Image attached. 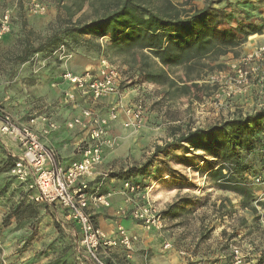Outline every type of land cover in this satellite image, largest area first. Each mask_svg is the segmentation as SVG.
Returning <instances> with one entry per match:
<instances>
[{
  "label": "rangeland",
  "instance_id": "rangeland-1",
  "mask_svg": "<svg viewBox=\"0 0 264 264\" xmlns=\"http://www.w3.org/2000/svg\"><path fill=\"white\" fill-rule=\"evenodd\" d=\"M15 1L0 0V13L6 7L15 8L14 28L0 40V81L14 84L4 92L1 105L16 108L18 98L27 102L30 113L44 110L55 97L46 76L48 72L58 76L64 68L77 65L79 60H85L88 64L97 63L96 69L99 55L103 52L122 71L120 88L124 92L123 99L131 103L142 98L149 108V120L139 133L120 128L116 137L118 145L111 152L121 149L128 156L120 160L109 157L104 174L107 179L122 183L133 180L143 185L154 184V204L162 211L171 209L167 216L168 226L162 234L170 240L172 247L163 250L158 245L161 241H157V236L153 234L157 232L143 228L140 234L144 243L141 244L139 235H136L137 242H140L139 245L136 242V250L128 253L122 248L111 249L107 259L104 254L100 256L103 262L107 264V260L112 259L114 264H178L179 258H183L178 252L179 247H194L203 257H194L188 264H233L231 246L236 244L243 249L244 264H264V185H257L254 181L257 176L264 177V158H261L258 149L249 155L247 152L241 154L246 158V168L242 172L232 161L225 162L224 170L220 172L218 168L214 169L218 162L204 148L200 150L201 155L210 158L209 161L205 160L204 170L195 176L187 172L185 180L188 183L178 181L184 178L180 159L185 152L194 148L192 143L180 142L183 135L217 129L225 122L248 119L264 109V87L255 86L246 95L223 100L219 94L221 84L212 82L219 73L230 71V65L244 55L240 46L221 53L212 63L206 58L201 64L194 63V56L200 52L192 48L190 53L187 52L191 59L180 54L175 60L179 65L164 66L147 50L134 48L117 53L110 47L109 38L87 42L92 38L82 36L75 41L62 37L65 43L73 47L71 49L67 45L73 57L63 65L53 56L54 51L47 49L35 53L27 62L19 63L17 58L28 40L37 47L49 34L67 26L68 18L62 7L71 5L75 0H40L47 8L42 16L30 15L26 6L22 9L19 5L15 7ZM169 1L175 6L174 9H179L180 21L187 18L184 11L200 15L205 10L208 17L203 23L215 25L218 31L232 29L241 40L243 35L239 30L247 32V25L251 27L248 33L249 30L261 32L264 29V0ZM151 7L154 10L167 8L171 15L174 14V11H170L171 6L159 0H153ZM94 17L95 13L86 4L82 12L72 17V21L87 23ZM215 54L219 55L217 50ZM23 66L25 68L21 70ZM178 72L180 74L174 76ZM34 76L40 77L35 80ZM192 77L199 78L196 80L198 88H192L188 95H183L179 83L193 81ZM19 79L23 80L21 85ZM22 85L30 86L24 97H21ZM3 138L0 137V264H96L81 246L78 227L66 219L60 208L35 205L29 201L26 187L10 175L12 161L16 158L8 152V149L11 151L8 147H12V143L17 144ZM231 139L233 146L238 148V141ZM134 146L137 157L130 156ZM159 147L164 151L157 152ZM111 165L113 167L109 169ZM114 166L119 168L114 170ZM132 168L137 170L130 178H121L124 172ZM211 169L214 170L205 176V172ZM184 185L190 190L183 191ZM222 185H239L243 190L235 193L221 189ZM173 188H177L173 196L167 198L161 195L162 190ZM128 210L124 209L127 214ZM108 212L101 214L108 225H115L117 218L125 221L132 219L129 214L119 213L115 216ZM225 215L226 219L223 217ZM197 239L200 247L195 244ZM184 240L187 242L183 243Z\"/></svg>",
  "mask_w": 264,
  "mask_h": 264
},
{
  "label": "built area",
  "instance_id": "built-area-1",
  "mask_svg": "<svg viewBox=\"0 0 264 264\" xmlns=\"http://www.w3.org/2000/svg\"><path fill=\"white\" fill-rule=\"evenodd\" d=\"M19 1L16 0L15 7ZM23 5L33 16L47 12L46 5L40 0H27V3L23 0ZM14 11L15 8L6 7L0 13V40L12 31ZM53 56L63 65L72 59L73 52L66 44H61ZM34 60L38 61L36 57ZM97 66L81 73L64 68L51 83L52 89H62L63 105L76 109L81 104L79 114L65 122L68 131L80 129L86 133L88 139L83 142L81 160L65 168L56 149L43 142V136L61 128L57 122L43 117L45 126L40 132L35 128L37 119H31L27 124L19 123L1 104L0 137L12 140L20 148L10 175L26 187L29 201L60 208L66 219L78 227L85 253L96 264H105L100 257L102 254L107 259L108 251L117 248L131 253L138 237L123 226L117 228L114 237H109L97 225L95 216L101 209L111 207L113 192L101 193L102 185L93 188L91 179L103 164L106 152L113 151L118 145L117 138L110 133L114 125L138 132L147 125L149 108L142 98L131 103L123 99L122 71L109 59H100ZM212 82L221 84L219 94L223 100L246 95L255 86L263 88L264 44L242 55L230 65V71L219 73ZM102 177L107 178V175ZM254 181L264 185V177L257 176ZM153 188L154 185L125 180L120 194L129 198L136 195L141 199L142 204L131 209L129 216L145 230L161 234L166 229L167 218L150 197ZM170 247V243H165V249ZM231 256L233 264H244V252L239 245L231 246Z\"/></svg>",
  "mask_w": 264,
  "mask_h": 264
},
{
  "label": "trees",
  "instance_id": "trees-1",
  "mask_svg": "<svg viewBox=\"0 0 264 264\" xmlns=\"http://www.w3.org/2000/svg\"><path fill=\"white\" fill-rule=\"evenodd\" d=\"M152 1L75 0L71 5L62 7L65 17L68 18L67 26L58 32L49 34L37 47H34L28 40L17 61L19 63L27 62L35 53L45 49L52 52L61 44H66L72 49L73 47L65 43L62 37L71 38L75 41L82 36L91 37L92 39H88L87 42L109 38L110 47L117 53H125L134 48L147 50L164 66L179 65L175 60L180 54L189 56L187 59H191L192 56L188 55L187 52L190 53L192 48L205 53L213 47L214 42H217L216 50L222 55L221 53L237 48L242 43L237 32L235 33L233 30L218 31L215 25L203 23L208 17L205 15V10L203 13H199L200 15H188V11H184L183 13L187 18L180 21L179 9H174L175 6L169 0L159 1L171 6L169 8L172 9L170 11H174L173 15L167 8L164 10L152 9ZM86 4L95 13L94 19L87 23H82V20L73 23L72 17L82 12ZM18 5L22 9L23 0H20ZM199 22L202 24L198 26ZM239 32L242 31L239 30ZM256 33L258 32L251 30L246 35L250 36ZM195 45L198 46L194 47ZM99 58L109 59L103 52ZM181 84L183 95H188L192 88H198L196 83H192L191 86L184 82ZM231 137L238 141V148L233 146ZM218 139H221L219 144L217 143ZM180 142L192 143L196 150L205 148L207 154L218 162L217 166L214 167V169L218 168L217 171H223L225 162L232 161L234 166L242 172L246 168V158L241 156L244 152L249 155L258 149L262 154L261 158H264V109L257 111L248 119L225 122L217 129L196 131L189 136L183 135ZM163 151V148H157V152ZM14 161H12V166ZM136 170L135 168L127 170L121 178H130ZM221 189L235 193H240L243 190L239 185L231 187L222 185ZM170 210L163 211L166 218ZM111 260L108 259L107 264H114Z\"/></svg>",
  "mask_w": 264,
  "mask_h": 264
},
{
  "label": "crops",
  "instance_id": "crops-1",
  "mask_svg": "<svg viewBox=\"0 0 264 264\" xmlns=\"http://www.w3.org/2000/svg\"><path fill=\"white\" fill-rule=\"evenodd\" d=\"M174 2V0H172ZM16 2V1H15ZM185 7H183L182 9H184ZM193 13H190L188 11V15H192ZM15 15V13H14ZM207 19V18H206ZM13 24V28H14ZM12 28V30H13ZM248 25H247V27ZM218 29V27H217ZM248 29L247 32H240V34L243 35V39L242 44H240L239 48L242 49V54H246L250 51H252L253 49H255L256 47L264 44V29L261 32H258L254 35H250L247 36L246 34H248ZM219 30V29H218ZM228 30V29H226ZM232 30V29H229ZM235 32V31H234ZM250 32V30H249ZM236 33V32H235ZM238 35V33H237ZM245 37V39H244ZM247 37V40H246ZM186 40V39H184ZM198 45H195L194 47H197ZM213 49L209 52H200L198 55L194 56V63H204L206 58L209 59V63H212V60H216L218 59L217 57L220 56V54H215L216 51V47L217 42H214L212 45ZM236 49V48H234ZM85 60H79L77 62V65H71L69 67V70L73 71L74 73H81L83 71H86L90 68H94L96 66V64H88L87 62L85 63ZM191 62V60L189 61ZM216 63V62H215ZM24 66L22 67L21 70H24ZM97 68V67H96ZM95 69V68H94ZM180 72L174 74V76L179 75ZM47 77H49V81L50 84L53 82V80L57 77L52 76L51 73L48 72V74L46 75ZM40 76H34L35 80H37ZM170 78L172 80L173 77L172 75H170ZM185 79V78H184ZM193 81H189L186 82V84L188 86H191L192 83H196V80L199 78L196 77H192ZM34 80V79H33ZM195 80V81H194ZM36 82V81H35ZM11 81H0V100L4 94V92L8 89H10L12 87ZM23 83V80L19 79V84L21 85ZM185 83V82H184ZM180 86H182V84L179 83ZM22 93H21V97H24L27 94V90L30 89V86L26 87L24 85H22ZM53 94H54V99H51V101L48 103V107L46 106L44 110H40L38 109L37 111L34 112H29L30 111V107L27 105V102H23V99L20 100L18 98L17 101L19 102V104L16 105V108H9L7 106V104H4L3 107L8 110L13 117L19 122V123H23V124H27L31 119H37L36 121V129L38 131H42L45 123L42 122V118L45 117L48 120H52L54 122H57L60 125V129L58 131H53L51 132L49 135L47 136H43L42 140L45 144H47L48 146L53 147L54 149H56V151L58 152L59 155V159L61 164L67 168L69 167L73 162L79 161L82 158V154H81V148L83 146V142L86 141L88 138L86 137V133H83L82 131H80V129H76L75 131H68L65 127V122L69 119H71L72 117L76 116L79 114L80 112V108H81V104L78 105V107L72 108L70 106H65L63 105L61 98H62V89L61 88H57V89H53L52 90ZM13 94V93H11ZM14 95V94H13ZM20 96V95H19ZM137 96V95H135ZM14 99V100H16ZM13 111L17 112V113H13ZM20 113V114H19ZM120 128L122 129V126L120 124H116L114 125L113 129L111 130V135L114 137H117ZM139 133V132H137ZM3 139H8L6 137H4ZM9 140V139H8ZM12 143V142H11ZM10 143V144H11ZM17 144V143H16ZM136 144V143H135ZM12 147H8L11 148V151L8 149V152H11L12 156L17 158L20 155V148L17 144L14 145L13 143L10 145ZM191 150V149H190ZM201 151L200 150H196L195 148H192V151H188L184 153V157L181 160L182 164L181 166H183V171H181V174H183L182 176L184 178L178 180L181 183H188L187 180H185V178H187L188 173L189 175H198L200 174L203 170H204V166L206 165V161L208 158L204 155H201ZM113 156V160H120L127 157L128 155H125V152L121 151V149L119 151L116 152H111V151H107L104 157V162L103 164L99 167L97 174L91 179L93 188H97L98 186L102 185L99 189V191L101 193H107V192H113V196L111 198V207L108 209H101L100 211H98L99 217H97V225L107 234V236L109 237H114L115 233L117 231V228L119 225L125 227L130 234L133 235H139L140 238V242L141 244H143V238L141 236V232L143 227L138 224V222H135L134 220L131 219V221H125L121 218H117L118 220H116L115 225H108L106 224V222L104 221L103 217L101 216V214H103L105 211H109L108 214H113L115 216H117V214L121 213L124 211V209L126 208L128 211H130L131 209H133L134 207L142 204V200L139 199L136 195H131L130 198L124 195H121L119 192V189H121L122 186V181H116L114 179H107L102 177V175H105L104 173H106L107 170V160H109V157ZM131 157H137V148H135L134 146V150L131 152L130 154ZM191 156V157H189ZM213 159V158H212ZM210 160V158L208 159V161ZM113 165H111L110 168H112ZM119 167L118 166H114V170H117ZM192 171V172H191ZM213 170H208L207 172H205V176L208 175L210 172H212ZM188 172V173H187ZM170 174L166 175L165 178L169 177ZM186 176V177H185ZM154 185V184H152ZM163 186V185H162ZM177 188H173L172 190H162L161 195L165 196V197H169V196H173L174 192L176 191ZM183 191H189L190 188H187L185 185L183 186ZM180 191V190H179ZM152 192L150 193V197L153 200L154 197H152ZM171 204V203H170ZM169 206V205H168ZM121 211V212H120ZM118 212V213H117ZM225 219L227 218V215L223 216ZM168 226V222L166 223ZM154 235L157 236V241L160 240L161 244H158L159 246H161V248L163 250H165L164 245L165 243H170V240L168 238H166V236L164 237L163 234L161 233H153ZM140 242L138 241L137 244L139 245ZM187 242V240H184L183 243ZM136 244V245H137ZM198 247H200V242L198 244V239H197V243H195ZM172 247V244H171ZM137 248L135 247L134 250H136ZM194 247H189L186 249V247H179V254L183 256V258H179V263L178 264H188L191 259L195 258H200L203 257V255L199 252V251H195ZM136 252V251H134Z\"/></svg>",
  "mask_w": 264,
  "mask_h": 264
}]
</instances>
